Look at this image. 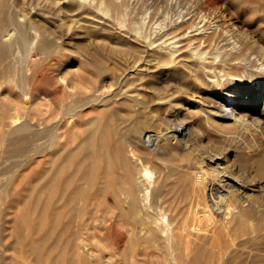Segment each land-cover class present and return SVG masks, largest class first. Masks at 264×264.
Returning <instances> with one entry per match:
<instances>
[{
    "label": "bare ground",
    "instance_id": "bare-ground-1",
    "mask_svg": "<svg viewBox=\"0 0 264 264\" xmlns=\"http://www.w3.org/2000/svg\"><path fill=\"white\" fill-rule=\"evenodd\" d=\"M32 52L74 53L97 81L58 89ZM11 83L53 101L46 145L0 110L1 221L15 167L48 155L14 221L47 264H138L151 247L211 262L207 234L232 241L264 202V0H0V89Z\"/></svg>",
    "mask_w": 264,
    "mask_h": 264
},
{
    "label": "rangeland",
    "instance_id": "rangeland-1",
    "mask_svg": "<svg viewBox=\"0 0 264 264\" xmlns=\"http://www.w3.org/2000/svg\"><path fill=\"white\" fill-rule=\"evenodd\" d=\"M219 6H223L221 2H219ZM70 48H72L74 51L77 50L75 46H71ZM67 54H70V53H67ZM67 54L65 55L67 57L63 60L64 57H61L62 55L60 56L52 55L53 57L52 56L46 57L43 54L32 52L30 55V58L33 60V64H35L36 69L42 63L38 69L41 70L43 68L41 72L45 71V73H47L48 75L50 74L51 79H53L52 81H54L53 86H57L58 89H60L62 86L65 87L64 90H67V91L70 90V89H67L68 87L72 89V85H73L71 83L73 82L72 79L75 78V76H77L78 74H82L85 78L87 79L89 78V80L90 79H92V81L94 80L93 81L94 83L97 81V79L95 78V75L92 74V71H91L92 65L89 62H87L85 59H82L80 57H76L77 55H75L74 53L70 55H67ZM34 57H37V59H35ZM59 57L62 59V61L60 60ZM43 58L49 59V60H47L46 62V60L44 61ZM50 60H51V63H49ZM40 61L42 62L40 63ZM37 63H40V64L38 65ZM46 66L49 69L48 68L46 69ZM85 68L89 69L90 71L88 70L84 71ZM64 83L65 84L67 83L68 86L67 84L65 85ZM52 102L53 101L50 99L48 95L38 94V93H36V95H31L27 100L22 99V97L20 96L16 88L15 83H11V85L3 84L0 89V110L6 113L5 116L7 117L9 115L11 116L12 114L11 117L15 118V115H17V117L19 118L18 121L20 122L26 120L24 118H27L28 120V121L26 120L27 123H29L31 126L36 128V130L39 129L38 131L42 132L43 136H41L42 138L38 140V143H42V144L45 143V145L47 143L46 139L48 138L46 137L47 134H45L46 133L45 129L47 128L49 124L48 122H50L53 119V116H51L49 113V109L52 107V104H53ZM25 107H28V109ZM87 110H90L89 112L95 111V110L92 111L91 109H87ZM26 111L29 115H27ZM22 118L24 120H20ZM8 119H11V118L8 117ZM55 119H57V117H55ZM45 145H42V146L44 147ZM47 159H48L47 153L43 152L40 155L35 156L30 163L22 167H15L16 169L13 168L10 170V171H14L15 169L16 171L14 173L13 182L10 185L9 189L11 190L15 187L20 192H17V190L14 188L13 191L10 193V196L8 197L10 199H8V201H9V204L13 205V209L11 210L9 217L6 219H3L5 220L4 221L5 223L0 220L1 234L5 236V240H2V236H0V244H1L0 264H19V263L20 264H47L51 260L47 244L45 246L46 249L42 252L40 259H37L34 253L30 251V245L35 242L36 235L30 234V231L28 230V228L24 229L25 228L24 227L20 230L21 233L19 232L20 238H22L21 244L15 243V241L19 239V235L17 236L18 228H15V226L18 225V223L15 221V219H17L16 217L17 214L15 213L17 212V210L15 208V205L18 203L19 205L21 204L23 205V203L26 200L28 202V200L33 199V197L29 196L28 191H26L27 189H31L32 187H38L41 184L44 185L43 188H45L46 180L48 177ZM1 164H2V161L0 158V168H1ZM7 164H9V162H7ZM1 172H2V169L0 170V177H1L0 179L5 177V175H9L7 174V172L4 173L3 171L5 175L2 174ZM9 173H12V172H9ZM41 196H42V199L44 200L47 196V193L43 192ZM261 202H262L261 206L258 209H255V211H253V215L247 220L246 230L243 233L230 231V234L233 236L232 237L233 238L232 241H234L233 244H232V241H230L228 233L224 230H217L215 234L211 232L207 234L208 236L207 238L209 239L207 240V243H204L202 245V247L203 249L208 250L207 252L209 253L211 252L212 254H214V256L216 257H214L215 259H213L211 262L208 261L202 264H257V263L264 264L263 262L264 261V230L259 231L260 233L257 232V235H256L257 240L261 241L262 239L261 241L262 243L255 240V242L253 241V243L255 244H253L251 240V237L254 235L252 233L253 224L255 223L256 220L258 221L262 217H264V202L263 201ZM27 216L30 217V216H33V214L28 213ZM45 220L46 221H42V222L43 223L47 222V218H45ZM14 221L17 223V225L15 224ZM2 224L4 225L3 227L1 226ZM43 232L44 230L41 231V234ZM260 236L262 238H260ZM41 238L43 239L42 236ZM44 239L46 238L44 237ZM258 243H259V246H258ZM147 252H148L147 255H140L138 257L139 258L138 264H174L173 260L171 259V254L168 251H159L151 247L147 249ZM234 253L236 254L233 256ZM58 254L59 253H57V256ZM230 254L232 256H230ZM217 256L219 257L218 258L219 261L217 260Z\"/></svg>",
    "mask_w": 264,
    "mask_h": 264
}]
</instances>
